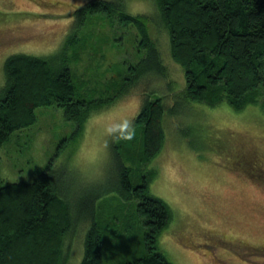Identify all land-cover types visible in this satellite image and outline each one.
Instances as JSON below:
<instances>
[{
  "label": "trees",
  "instance_id": "16d2710c",
  "mask_svg": "<svg viewBox=\"0 0 264 264\" xmlns=\"http://www.w3.org/2000/svg\"><path fill=\"white\" fill-rule=\"evenodd\" d=\"M121 1L125 0H89L78 7L74 11L76 26L55 53L56 59L17 54L5 60L0 148L13 132L36 122L35 109L39 106L61 108L65 119L76 122L69 138L72 140L82 133L93 111L125 96L128 89L135 88L141 94L158 82L164 83L167 93L143 99L133 121L135 131L127 137L122 135L112 147L117 194L131 202L135 211L115 234L105 210L98 211L91 201L72 215L65 199L55 193L46 171L29 182L7 183L0 186V264H72L74 240L79 236L81 245L87 223L78 264H175L158 247L159 236L170 221L169 207L148 191L147 178L142 176L132 183V168H142L157 156L169 130L174 133L175 122L181 127L186 113L198 110L197 105L227 103L232 111L251 105L264 112V0H148L154 13L144 15L128 13ZM99 18L117 27L115 33L133 29V45L137 43L134 48L139 51L127 55L126 68L117 63L107 85L99 81L90 84L99 96L109 97L90 99L85 94L91 93L79 90L88 79L85 82L82 77L77 83L68 60L71 57L78 62L90 49L86 42L89 35L76 36L78 27L95 24ZM69 49L72 53L67 52ZM170 62L183 72L180 81L185 84L180 93L172 87L177 80L168 70ZM179 108L186 112L181 119L177 116ZM165 121L171 129L164 126ZM216 129L209 127L206 132L208 148L213 151L207 160L228 158L217 164L232 171L244 168L231 160L242 155L237 140L248 133L229 129L218 133ZM261 159L255 165L259 171L251 166L258 172L250 170L245 172L247 176L262 175ZM83 215L85 224L80 220ZM122 232L126 238H139L140 234L141 250L136 257L118 262L113 260L108 244L111 236L125 238Z\"/></svg>",
  "mask_w": 264,
  "mask_h": 264
},
{
  "label": "rangeland",
  "instance_id": "374dc122",
  "mask_svg": "<svg viewBox=\"0 0 264 264\" xmlns=\"http://www.w3.org/2000/svg\"><path fill=\"white\" fill-rule=\"evenodd\" d=\"M88 1L0 0V91L5 81V60L17 54L50 55L56 59L55 53L76 26L74 11ZM120 4L130 14L154 13L148 0H125ZM115 31L117 27H111L102 18L96 19L95 24L78 27L76 36L89 35L86 42L90 49L78 62L70 57L68 64L77 83L82 77L85 82L88 79L79 90L91 93L85 94L90 99L109 97L99 96L90 84L99 81L107 85L117 63L126 68L127 55L139 51L134 48L137 43L133 45V29ZM169 69L179 81L172 86L174 92L180 93L185 84L180 81L183 72L173 62ZM150 89L141 93L144 96L140 90L128 89L130 92L125 96L100 111H93L82 133L72 140L69 138L76 122L65 119L63 109L50 105L37 107L36 122L13 132L0 148V186L29 182L46 171L55 193L65 199L72 215L91 201L98 211L105 210L111 231L115 234L122 231L123 222L135 208L117 194L112 147L122 135L127 137L135 131L133 121L143 99L167 93L164 83L158 82ZM197 106L199 109L192 113L179 108L178 119L186 113L182 126H176V121L175 131L169 130L160 153L142 168L134 167L131 171L132 183L142 176L147 178L148 191L169 207L170 221L159 236L158 247L175 264H264V172L258 175L260 178L245 174L250 170L256 174L257 160L264 159V112L251 105L239 111H232L227 103ZM168 124L164 122L171 129ZM209 127L213 131L217 128L218 133L226 129L248 133L242 134L243 138L228 134L241 138L236 147L241 148L243 156L239 154L231 161L233 164L239 161L244 170L240 167L226 170L217 164L227 162L228 158L207 160L213 153L207 144ZM263 159L260 162L264 169ZM80 220L85 224V215ZM87 227L83 228L81 245L79 236L74 240L72 264H78L83 254ZM111 237L108 245L115 261L132 259L141 250L140 234L139 238Z\"/></svg>",
  "mask_w": 264,
  "mask_h": 264
}]
</instances>
